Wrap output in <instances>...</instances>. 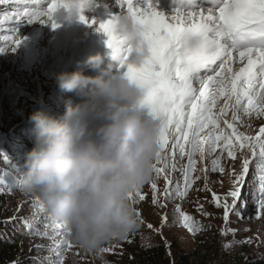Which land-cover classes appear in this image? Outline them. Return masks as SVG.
Instances as JSON below:
<instances>
[{
  "label": "snow or ice",
  "instance_id": "6c2138e0",
  "mask_svg": "<svg viewBox=\"0 0 264 264\" xmlns=\"http://www.w3.org/2000/svg\"><path fill=\"white\" fill-rule=\"evenodd\" d=\"M9 2L11 0H0V4ZM116 3L120 7L119 13L131 14L143 26L150 49V55L141 66L121 62L118 68L142 85L144 104L162 117V151L155 162V178L150 182L153 203L166 206L160 203L158 195L161 190L157 180L161 175L167 182L163 189L164 198L183 199L192 185L201 179L193 175L197 171V155L205 159L220 149L207 170L224 173L225 165L221 161L225 154L231 159L229 176L232 187L228 193L231 203L227 199L221 202L213 193L216 205L225 209V221L230 213L243 218L247 207L246 187L254 189L257 218L264 215V126L252 136L240 131L237 123H242L245 116L264 118V0H179V4L173 0L171 15L157 11L153 0H138L135 6L133 0H116ZM23 4V10L16 17L5 16L4 20L19 21L17 27L25 22L39 21L57 28L60 26L57 23L58 10L67 6V0H23ZM98 6L97 0H91V8ZM88 8L89 0H79L78 18L94 24L95 17L89 20L84 15ZM116 15L101 20L97 30L107 35L106 43L111 54L119 58L126 54L129 45L116 32ZM193 38L199 40L198 47L192 46ZM14 43L19 47L22 41ZM0 52H5V48L0 47ZM184 157H187V164L183 163ZM237 159L240 160L239 170L235 167ZM169 168L171 172L179 171L183 175V187L179 178L174 181L166 174L165 170ZM203 178L207 186L206 173ZM130 195L136 204L147 194L137 190ZM37 202H40L38 197L34 203ZM42 210L47 213L46 206ZM175 211L189 232L195 234L204 230L205 225L184 213L181 205H176ZM200 211L210 215L202 206ZM137 213L144 223L139 209ZM17 218L31 230L28 218L11 219ZM47 218L58 223L57 232L62 239L56 241L53 237L57 248V260L53 264H62L65 250L73 246L71 229L66 222L48 213ZM167 219L165 214L162 226ZM147 227L154 229L150 223ZM236 231L228 227L222 229L225 235ZM123 240L130 242L129 236ZM112 250V247H104L95 255L100 257Z\"/></svg>",
  "mask_w": 264,
  "mask_h": 264
},
{
  "label": "rangeland",
  "instance_id": "374dc122",
  "mask_svg": "<svg viewBox=\"0 0 264 264\" xmlns=\"http://www.w3.org/2000/svg\"><path fill=\"white\" fill-rule=\"evenodd\" d=\"M23 7V0L19 3L11 0L9 3L0 4V47L5 48V52H0V160L5 164V167L0 166V193L5 200L4 215L11 218L26 217L32 225L29 230L20 219L26 232L21 244L22 248L27 253L35 255L39 264H53L57 260V248L54 246L53 237L56 241L62 239L57 232L58 223L47 218V213L42 210L45 205L40 203L42 202L40 199V202L34 203L36 197L26 196L17 186V166L23 164L26 154L35 143L34 123L30 119L32 113L44 109L59 117L64 114L69 99L76 103L81 98L75 93L61 89L57 75L66 69L78 70V53L81 55V49L85 44L80 43L78 31H71L67 24L62 26V16L59 14H57V23L60 26L57 28H53L51 23L39 21L25 22L17 27L19 21L4 20L5 16L16 17ZM93 11L89 20L95 17L96 23L86 24L88 31L91 29L96 31L102 20L100 6L93 8ZM157 11L163 12V7L157 6ZM67 20L65 18V21ZM75 20L76 18L73 19ZM79 28L80 26L77 27ZM64 30L69 34L66 35ZM98 33L96 31V35ZM16 40L22 41L19 47L14 43ZM68 42H73V45ZM14 47L16 49L12 51ZM65 53L68 55L66 59H64ZM91 56L94 54H89L85 58L82 70L95 75L97 70L92 69L88 64ZM237 123L240 131L255 136L259 128L264 126V118L245 116L242 118V123ZM219 152L220 149H217L205 159L197 155V171L193 175L200 176L201 179L192 185L188 195L183 199L164 198L163 189L167 182L163 175L157 180V185L161 190L158 194L160 203L166 206L160 207L153 203L150 183L140 190L141 193L147 194L145 199L136 203L144 223L137 232L129 235L130 242L114 240L105 245L112 247L113 250L97 257L84 252L71 241L73 246L65 250L62 264H103V260L109 261L110 264H128L132 256L131 248L136 241L144 247L157 243L165 244L173 262L179 254L191 252L197 246L206 250L217 264L227 263L232 254L242 251L244 244L248 245L253 257L264 255V215L257 218L258 209L253 200L254 189L250 187L244 189L247 207L244 209L242 219L230 213L226 222L224 207L216 205L213 193L221 202L227 199L230 204L231 198L228 197V193L232 187L229 176L232 162L226 154L221 161L225 165L224 173L207 170ZM183 163L187 164V157H184ZM6 166L11 169H6ZM235 167L239 170V159L235 161ZM165 171L174 181L179 178L183 187V175L179 171L173 173L170 168ZM205 173L208 176L207 186L203 178ZM9 188L12 191H9ZM178 204L181 205L184 213L189 214L195 221L202 222L205 225L204 230L195 234L189 232L175 211ZM201 206L210 215H204L200 211ZM165 214L168 219L162 226V218ZM149 223L154 225V229L147 227ZM225 227L237 231L235 234L230 232L225 235L222 232ZM37 230L47 235H40ZM38 245L44 247L38 248ZM225 245L228 247L226 248Z\"/></svg>",
  "mask_w": 264,
  "mask_h": 264
},
{
  "label": "clouds",
  "instance_id": "9594fccd",
  "mask_svg": "<svg viewBox=\"0 0 264 264\" xmlns=\"http://www.w3.org/2000/svg\"><path fill=\"white\" fill-rule=\"evenodd\" d=\"M79 11V0H67L58 14L75 19ZM115 26L129 45L126 54L117 58L110 52L107 63L105 54L89 57L95 75H57L61 89L81 98L69 99L59 117L44 109L32 113L35 143L17 166L20 190L38 197L50 216L67 223L73 243L94 255L142 227L130 194L155 178L162 151V117L144 104L142 85L118 68L121 62L141 66L150 55L143 26L127 12L116 15ZM191 43L195 48L200 42Z\"/></svg>",
  "mask_w": 264,
  "mask_h": 264
},
{
  "label": "trees",
  "instance_id": "16d2710c",
  "mask_svg": "<svg viewBox=\"0 0 264 264\" xmlns=\"http://www.w3.org/2000/svg\"><path fill=\"white\" fill-rule=\"evenodd\" d=\"M0 166L5 167L1 160ZM4 203L5 200L0 193V264H39L35 255L27 253L22 248L25 228L20 219L13 220L4 215ZM131 251L132 256L128 264H217L201 246H197L191 252H182L175 262L163 243L144 247L136 241ZM224 264H264V255L253 257L248 245L244 244L242 251L232 254L230 260Z\"/></svg>",
  "mask_w": 264,
  "mask_h": 264
},
{
  "label": "bare ground",
  "instance_id": "6f19581e",
  "mask_svg": "<svg viewBox=\"0 0 264 264\" xmlns=\"http://www.w3.org/2000/svg\"><path fill=\"white\" fill-rule=\"evenodd\" d=\"M97 2L100 6L102 20H106L110 18L111 14H118L120 12V7L116 3V0H98ZM137 2L138 0H133L134 6L137 5ZM175 2L176 4H179V0H175ZM153 3L154 4L156 3L157 6L159 7H163V12L166 15L172 14L171 5L173 4V0H153ZM105 4L108 5L107 8L104 7ZM92 13H94L93 8H88V9H85L84 11V15L87 16L88 18ZM61 21H62V26L63 24H67V26L69 27L71 31H75V32L78 31L80 43L85 44L81 49V55L78 53V57H79L78 70L84 69L85 58H87L89 54L90 55H93V54L96 55L97 53L105 54L106 63L108 62V60H111V57L107 56V54L111 52V49L108 47L106 43L108 37L104 32L96 30L97 32H99L98 35H96L95 29H91V31H88L86 27V24L88 23L81 21L79 18H76L75 21H73V19H68L67 21H65V18L62 17ZM74 23H77L76 26L73 25ZM78 26H80L79 29H77ZM64 33L66 35L69 34L66 30H64ZM68 43L73 45V42H68ZM66 58H68V55L65 53L64 59ZM68 71H74V70L70 69Z\"/></svg>",
  "mask_w": 264,
  "mask_h": 264
}]
</instances>
